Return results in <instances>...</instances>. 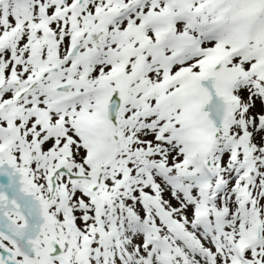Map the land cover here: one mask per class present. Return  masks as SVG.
Listing matches in <instances>:
<instances>
[{
  "label": "snow or ice",
  "instance_id": "obj_1",
  "mask_svg": "<svg viewBox=\"0 0 264 264\" xmlns=\"http://www.w3.org/2000/svg\"><path fill=\"white\" fill-rule=\"evenodd\" d=\"M0 264H264V0H0Z\"/></svg>",
  "mask_w": 264,
  "mask_h": 264
}]
</instances>
